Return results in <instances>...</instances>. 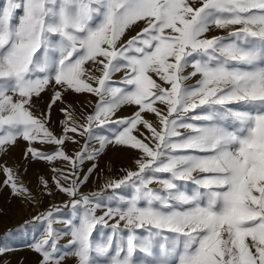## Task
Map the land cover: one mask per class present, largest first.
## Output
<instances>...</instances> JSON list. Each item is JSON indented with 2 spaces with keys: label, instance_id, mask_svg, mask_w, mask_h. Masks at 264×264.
<instances>
[{
  "label": "snow or ice",
  "instance_id": "snow-or-ice-1",
  "mask_svg": "<svg viewBox=\"0 0 264 264\" xmlns=\"http://www.w3.org/2000/svg\"><path fill=\"white\" fill-rule=\"evenodd\" d=\"M213 26L239 27L209 37ZM49 86L48 110L36 115L33 98ZM68 93L98 98L83 123ZM57 102L59 133L50 129ZM125 106L136 111L117 117ZM78 137L85 143L69 155ZM19 139L24 160L54 173L66 161L64 179L73 177L67 186L39 180L45 195L71 199L66 217L53 206L25 221L41 232L28 245L35 264H264V0H3L0 156ZM110 144L137 151V170L81 192ZM0 172L13 196L40 203L19 168L4 163ZM14 250L0 240V264Z\"/></svg>",
  "mask_w": 264,
  "mask_h": 264
},
{
  "label": "rangeland",
  "instance_id": "rangeland-1",
  "mask_svg": "<svg viewBox=\"0 0 264 264\" xmlns=\"http://www.w3.org/2000/svg\"><path fill=\"white\" fill-rule=\"evenodd\" d=\"M3 0H0L2 3ZM143 27L141 23L138 26H134L132 30L127 33V36L135 35L140 28ZM234 27L239 26H230L229 28H225L223 30L213 28L207 34L209 37H229V32L234 30ZM86 67H93L91 63L86 65ZM187 71H191L189 68ZM99 76L100 73L97 71L94 73ZM124 73L119 72L113 76L114 82H119L123 77ZM199 80V77H193L188 80L187 85H195ZM159 82V81H158ZM53 95V91L51 86L47 90L41 93L40 98H33L34 103L37 105L39 111L36 112V115H39L40 112H45L48 110V105L51 101V97ZM64 99L68 101L74 108L75 116L79 122H84V117L88 114L94 112L95 105L97 102V97L88 93L75 94L68 93L64 96ZM64 107L63 104L57 102L51 108V124L50 129L56 133L60 132V121L64 119L63 115L60 112V109ZM136 111L134 107L125 106L122 107L117 112V117H128ZM197 112H200L201 109H197ZM192 115V113L188 114ZM147 118L155 122L156 118L152 115H148ZM115 119V117H114ZM197 124H202L205 122L197 121L193 122ZM112 127H115L113 125ZM182 133L187 130L181 129ZM71 135V134H70ZM79 144L69 143L67 145V151L69 155H74L76 151H79L80 147L85 143L84 138L78 137ZM27 142L19 139L16 142L14 147H11L9 151L0 156V164L6 163L8 167L11 168H19L20 177L22 182L32 190L34 195L38 196L40 203H28L23 199L16 198L10 192L8 187L3 186V181L5 179L2 172H0V240H5L14 251L8 253L3 259L8 261L9 264H35L38 259V256L32 251L28 245L33 241L34 237L39 238L41 236L40 231L33 232L31 225L25 226V221L30 220L32 217L38 215L45 210L52 209L53 206L59 207L61 211L57 213V215L66 217L70 208H65V202L70 201V197L66 196L63 193L56 192L53 196L45 195L38 188V183L41 177L46 180H49V183L52 182V178L60 179L61 184H65L67 186L73 177L69 176L68 180L64 179V175L68 174L71 171V165L66 161H56L55 167L61 169L62 172H52L51 168L53 165H49L46 162L39 161L29 163L24 160V151L27 147ZM36 148L41 149L42 151H51L52 146H43L40 144L34 145ZM17 147V148H16ZM139 156V153L135 150H131L125 147L116 146L110 144L107 146L103 155H101L95 163H97V167L95 171L92 172L89 177L87 183L81 187L80 191L85 194H90L93 192H100L104 190V186L106 183L112 180H119L126 175L128 170L136 171L137 165L134 162L135 159ZM91 161L85 162L83 165V172H87L88 169L92 166ZM27 169L26 172L24 169ZM81 173V176L83 175ZM153 188H159V184H153ZM117 192L124 191L122 189L116 190ZM106 195L111 194V190H107ZM104 209L98 210L96 215L101 216L104 213ZM109 225L114 224V220H110ZM121 227H123V222H121ZM55 228L64 227L62 224H54ZM101 226H98L100 228ZM9 229L14 230L13 234L10 237L6 238V233ZM16 229H21L19 231H15ZM105 232L110 231V228H104ZM96 233L94 232V235ZM6 238V239H5ZM69 237L65 236L60 240L61 245H66L68 243ZM64 264H76L74 258H68L65 260Z\"/></svg>",
  "mask_w": 264,
  "mask_h": 264
},
{
  "label": "bare ground",
  "instance_id": "bare-ground-1",
  "mask_svg": "<svg viewBox=\"0 0 264 264\" xmlns=\"http://www.w3.org/2000/svg\"><path fill=\"white\" fill-rule=\"evenodd\" d=\"M17 148V147H16Z\"/></svg>",
  "mask_w": 264,
  "mask_h": 264
}]
</instances>
